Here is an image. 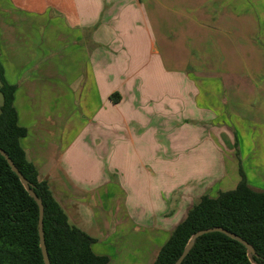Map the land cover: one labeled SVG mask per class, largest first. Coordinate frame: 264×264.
Listing matches in <instances>:
<instances>
[{"label":"rangeland","instance_id":"rangeland-1","mask_svg":"<svg viewBox=\"0 0 264 264\" xmlns=\"http://www.w3.org/2000/svg\"><path fill=\"white\" fill-rule=\"evenodd\" d=\"M121 5L118 3L114 6L116 14L122 18L130 17L129 10L125 5ZM142 6V9L132 8V11L136 10L138 27L147 28L151 36L148 35L145 54L120 52L118 55H113L110 45H114V42L111 37H108L109 32L106 37L108 39L104 36L101 38L97 33L96 40L104 43L106 47L97 48L89 42L91 61L89 71L83 73V81L80 80L81 73L67 72L65 69L71 61L61 55L73 49L69 42L58 41L57 50L52 55V63L57 65L58 71L52 73L48 70L35 71L40 68L41 70L49 69L50 56L46 51L50 50V46L43 35L37 41L39 44L37 58L42 60V63L37 64L31 71L22 73L25 81L35 80L38 98L36 97V101L31 100L29 105L26 101L23 102L18 109L24 114L30 108L36 116L57 117V121L54 120L52 136L46 137L47 142L54 140L56 144L59 142L70 144L79 138L78 142H84L89 147H104L107 164L120 162L119 176L124 184L123 177H132V172L135 171L138 173L139 181L143 182V185L137 184L138 191H142L147 186L146 180H153L152 196L155 198L150 203L145 199L139 200L143 208L147 209L139 219L135 218L134 210L128 206V200L124 199L122 192V207L126 208L127 214L135 222L133 226L135 231L128 235L131 241L124 242L119 248L124 264H149L154 248L148 240L151 233L149 225L154 220L152 214L166 204L164 201L166 198L169 202L170 200L174 202L183 195V188L185 191L190 184L197 182L206 186L201 194L209 197H216L219 192L232 190L234 185L231 179L239 175L236 172L235 152L232 150L238 149L243 138L258 144L257 147L261 143L264 144V100L260 99L264 97V68H258L252 64V60L264 59V55L260 57L248 55L240 34H234L219 41L211 30H206L205 32L211 33L208 39L196 40V31L200 28L195 23V15L198 12L195 3H142ZM10 8L13 11V8ZM127 25V23L122 24L123 27L129 28L130 26ZM206 26L203 25V27ZM21 44L25 48L26 42L21 41ZM205 46L208 47L207 55L204 51ZM206 68L209 70L206 71ZM135 70H139L140 76L148 75L149 82L145 87H137L136 79L128 82V85L124 84L129 74L134 75ZM140 71L143 72L140 73ZM102 72L110 79V83L105 86V91L118 90L124 96L123 101L126 100L120 106L121 112L117 113L113 108L114 112L107 121L92 117V113H103L100 111L103 103L98 95L97 87H91L92 79L87 82V79L92 77V73L102 76ZM114 73H119V79L112 81L111 75ZM8 75H10L9 72ZM17 76H19L18 73L8 82L17 87L21 85L23 89V79H18ZM167 80L168 84L164 85L162 94L160 85L162 81ZM200 80L204 84L209 83L208 86L212 83L210 88L217 97L196 96L194 84ZM79 82L83 83L80 89L74 90L77 86L74 83ZM72 83L74 85H71ZM51 85L53 88L57 86V91L52 90L56 97L50 102L48 87ZM153 91L154 94H152ZM156 91L157 94H155ZM142 94L153 95V97L162 95L163 100L160 99V101H163V112L157 111L155 105L154 107L150 105V109L156 110L152 115H145L140 111L142 118L132 119L129 116L130 107L135 106V102ZM116 97L113 95L108 101L110 107L114 104ZM222 98L229 102L226 100L222 102L220 100ZM158 101L157 97L153 99V102ZM166 106L169 107L166 108ZM200 106L203 109L201 112L196 110ZM146 107V104L140 106L143 110ZM32 116H34L33 113L27 115L26 120L30 124L36 123L34 119H30ZM67 129L69 133L62 137L64 130L68 132ZM126 129H130L131 136ZM236 131L244 132L243 138L237 136ZM71 132L73 136L68 135ZM255 147L252 144V148ZM114 151L116 157L120 156L119 160L113 156ZM255 152L256 157L261 154L264 159L263 153ZM185 160L188 163H184L186 175L192 170L190 167L195 164V171H199L201 176L195 178L187 176L183 183L181 182L183 180L182 162ZM160 162L169 163L171 170L170 176L164 183H158L157 172L161 169L157 170L156 167L161 165ZM222 170L226 176L220 181L223 175ZM105 171L106 176H113L108 173V169ZM216 179L220 181L218 185L214 184ZM123 188L126 194H130L128 187ZM175 204L178 208H186V203L183 205L179 200ZM181 210L177 212V215ZM184 212H181L179 219L183 217ZM155 222L156 219L152 223L153 226ZM121 254H119L120 257Z\"/></svg>","mask_w":264,"mask_h":264},{"label":"crops","instance_id":"crops-1","mask_svg":"<svg viewBox=\"0 0 264 264\" xmlns=\"http://www.w3.org/2000/svg\"><path fill=\"white\" fill-rule=\"evenodd\" d=\"M118 3H121V6H126L130 17L122 18L116 14L114 6ZM142 3H195L198 10L195 15V23L200 28L196 31L198 35H195L196 40H207L211 33L219 41L225 40L228 36L240 34L244 41L245 52L248 55H253V57L264 55V0H172V2L171 0H0L1 69L8 84H10L8 80L10 78L14 79L17 73L19 74L17 78L23 79L24 84L22 85L23 89L21 85L17 87L15 84H10L15 86L13 106L17 113L18 125L26 129V135L19 140V144L25 153L27 161L35 167L38 179L46 182L53 198L66 214L69 224L94 240L91 245L92 252L99 256H106L108 258L107 264H124L119 248L124 242L129 243L131 241L128 235L135 231V227H133L135 222L127 214L126 208L124 207L125 209H123L122 207V192L124 193V199L128 200V206L133 208L135 218L139 219L143 216L144 211H147L139 200L145 199L150 203L155 198V196H152L153 180H146L147 186L142 191H138L137 184L143 185V182L139 181L137 171L132 172V177H123L125 184L121 182V177L119 176L120 162L117 161V163L112 165L107 164V155L104 147H89L84 142H78L79 138L73 140L70 144L61 143L63 146L60 142L56 144L54 140L45 141L46 137L52 136L55 125L54 120L57 121V117L54 115L39 117L30 108L27 109L25 114L19 112V105H22L23 102L26 101L29 105L31 100L36 101L38 98L35 80L25 81L22 73L31 71L36 68L37 64L40 65L42 63V60L37 58L39 49L37 41L43 35L50 46V50L46 51L50 56L49 69L41 70L40 68L35 71L45 72L48 70L50 73L58 71L57 65L52 63V55L57 50L58 41L69 42L73 49L64 53L61 57L71 61L65 68L67 72L81 73L80 80H82L83 73L89 71L91 61L89 59V45L92 44L97 48L102 46L101 48L103 49L106 47L104 43L96 40L97 33H99L101 38L102 36L106 38L109 32L108 37H111L114 42V45H110L111 54L113 55H118L120 52L145 54V46L148 44V35L150 36V34L147 28H144L146 29L145 31L142 26L138 27L139 21L136 18V10L143 8ZM6 5L8 6L5 7ZM10 7L13 8V11L10 10ZM132 8L136 9L135 12L132 11ZM126 23L128 24L127 26H130L129 28L122 26V24ZM203 25L207 26L203 27ZM206 30H211L212 32H205ZM21 41L26 42L25 48L22 46ZM48 43L46 42L47 45ZM204 48L205 55H207L208 47L205 46ZM252 61V64L258 68H264V59ZM208 70L206 68V71ZM8 72L10 75L7 76ZM92 74V77L87 79V82L92 79L91 87H97L98 95L103 103L102 110H100L103 113H92V117H98L100 121H107L114 112L113 108L117 113L121 112L120 106L126 100L123 101L124 96L118 90L105 91V86L110 83V79L104 72H102V76ZM139 76V70H135L134 75L129 74L128 79L123 82L128 85V82L136 79L137 87H145L146 83L149 82L148 75L144 74L140 76L141 78ZM111 77L112 81L118 80L119 73H114ZM74 84L77 85L74 89L76 90L80 89L83 83ZM74 84L72 83L71 85ZM167 84L168 80L162 81V85H160L162 86V94L164 93L163 87ZM207 84H204L201 80L196 81L194 94L198 97L200 96V98L202 95L206 96V98L217 97L211 90L212 83L209 86ZM203 87L206 88L203 89ZM48 88L51 102L52 98L56 97L52 90L57 91V86L53 88L51 85ZM66 91L68 93L69 89ZM157 93L156 91L155 94ZM114 94H117V97L112 107H110L108 101L111 100ZM152 94H154V91ZM155 97L159 99L158 102H153ZM160 99L163 100L162 95H154V97L153 95H140L134 104L135 106L130 107L129 116L132 119H141L142 114L139 113L140 111L144 112L145 115H152L153 111L156 110L150 109V105L153 107L155 105L157 111L163 112V101H160ZM260 99L263 101L264 97ZM220 100L224 102L226 99L222 98ZM226 101L229 102L228 100ZM69 104L71 105V102ZM145 104L147 106L145 110L141 109L140 106ZM50 109L51 111L53 110L52 106H50ZM196 110L201 112L203 109L200 106ZM31 113L34 116L30 119L36 121L34 124H30L26 120L28 119L27 115ZM231 130L234 133L232 128ZM129 131L130 129H126L128 135L130 134L131 136ZM67 133H69V130L68 132L64 130L62 137L66 136ZM243 133L242 131L235 132L237 136L242 138ZM68 135L73 136V133L71 132ZM240 143L237 150H232L235 152L234 156H236L237 160L236 172L238 174L241 167L247 185L254 191L264 192V159L261 154L257 157L255 156V151L264 154V148L262 147L264 144L261 143L257 147L258 144L252 143L248 138L241 139ZM252 144L256 147L252 148ZM113 156L116 157L115 151ZM118 157L120 156L116 157L117 160H119ZM160 163L161 165L156 167L157 170L158 168L161 169L157 172L158 178H162L161 180L158 179V183H164L170 176L171 170L169 163ZM184 163L188 164L186 160L182 162L183 180L181 182L184 183L187 176H193L194 178L201 176L199 171H195V164L190 167L192 170L186 175ZM107 169L108 173L113 176H106L105 170ZM225 176L223 171L220 181ZM220 181L216 179L214 184L218 185ZM238 181L239 175L231 179L234 187ZM201 184L199 182L190 184L185 191L183 188V195L181 198L175 199L174 202L171 200L169 202L168 198H166L164 200L166 204H163L160 209H157L156 213L152 214L156 222L153 226V220L149 225L151 233L148 240L151 242L150 245L154 247L149 264H153L160 247L168 239L176 225L184 219L187 211L202 196L201 191L206 186ZM122 186L128 187L130 194H126L127 192ZM177 200L183 205L186 203L185 210L175 206ZM179 210L182 213L185 211L181 219L178 218L181 212L177 215ZM119 254H121V257Z\"/></svg>","mask_w":264,"mask_h":264},{"label":"trees","instance_id":"trees-1","mask_svg":"<svg viewBox=\"0 0 264 264\" xmlns=\"http://www.w3.org/2000/svg\"><path fill=\"white\" fill-rule=\"evenodd\" d=\"M14 85L6 82L0 65V149L31 184L43 206L42 229L50 264H107L106 256L92 252L94 240L69 224L45 181L27 161L19 140L13 106ZM117 96V94H114ZM232 190L216 197L202 195L160 247L153 264H173L196 231L221 227L250 244L256 256L251 263L246 249L218 232L198 237L181 264H264V192L252 190L241 169ZM38 207L0 155V264H43L38 236Z\"/></svg>","mask_w":264,"mask_h":264},{"label":"water","instance_id":"water-1","mask_svg":"<svg viewBox=\"0 0 264 264\" xmlns=\"http://www.w3.org/2000/svg\"><path fill=\"white\" fill-rule=\"evenodd\" d=\"M0 155L5 159L6 163L10 167L11 171L17 176L18 180L20 181L22 187L24 190L28 193V195L35 201L37 207H38V223H37V228H38V236H39V247L41 250V255H42V260L43 264H50L49 258L47 255L45 243H44V236H43V229H42V218H43V206L41 203V200L36 196V194L32 190L31 184L22 176V174L18 171V169L14 166L13 162L11 159L8 157V155L0 149ZM213 232H218L226 235L227 237L237 241L241 245H243L246 249V254L251 263H254L253 257L256 256L255 251L253 247L248 244L246 241L241 239L239 236L221 228V227H211L203 230L196 231L193 233L188 241L186 242L185 246L183 247L182 252L178 256V258L175 260L173 264H181L182 260L185 258V256L188 254V252L191 250V248L194 246L195 241L198 237L207 234V233H213Z\"/></svg>","mask_w":264,"mask_h":264}]
</instances>
